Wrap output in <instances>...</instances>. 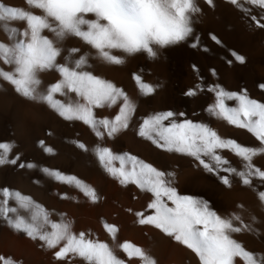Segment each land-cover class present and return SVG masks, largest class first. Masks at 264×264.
Masks as SVG:
<instances>
[{"label":"snow or ice","instance_id":"obj_1","mask_svg":"<svg viewBox=\"0 0 264 264\" xmlns=\"http://www.w3.org/2000/svg\"><path fill=\"white\" fill-rule=\"evenodd\" d=\"M226 2L240 12L243 19L251 21L250 28L264 29V0ZM204 3L214 6L213 0H204ZM24 4L26 7L21 8L5 5L0 0V25L9 41L7 44L0 41V64L4 66L0 68V80L11 85L24 100L47 106L64 121L83 123L97 140L102 135L111 139L126 130L134 118L136 105L120 87L87 70L91 68L90 56L109 66L123 65L125 58L137 54L154 60L158 56L157 49L194 37L192 17L201 12L195 0H24ZM252 9H259V15L252 14ZM15 23L24 27L18 29ZM45 32L50 33V37L44 35ZM69 37L78 39L95 54L77 47L65 48ZM211 39L220 44L214 35ZM191 46L197 47L195 43ZM62 53H65L63 63L58 60ZM231 56L236 63H245L243 56L235 52ZM50 71H54L58 79L42 89L41 75ZM132 79L140 96H149L155 91V87L145 83L139 75L133 74ZM258 87L264 91V83ZM208 90L215 94V103L207 109L209 114L246 130L258 142V147L221 138L204 123L177 120V113L173 111H159L142 118L136 135L163 152L191 158L195 162L193 167L215 176L226 189L232 187L231 176L249 189L254 190L253 179L264 185V170L253 164L254 157L264 155V103L250 99L243 90L240 94L226 92L219 86H209ZM69 94H74L75 100ZM195 94L192 89L185 93L189 97ZM56 96L69 98L64 102ZM225 100H234L236 106H227ZM118 101V111L111 120L95 116L94 109L112 108ZM179 116L183 117L184 113ZM15 146L14 142H0V166L37 168L30 161L21 162L19 153L10 156ZM38 147L46 155L54 154L43 141L38 142ZM74 147L85 153L89 151L81 142H74ZM90 151L103 171L122 187L132 185L150 194L151 201L147 204L150 214L136 212V223L149 226L188 249L198 264H235L237 259L241 264H264V254L246 250L233 238V234L258 235L254 225L259 221L249 212V222H245L242 213L246 210L242 204L235 206L239 211L221 216L208 200L179 194L172 171L159 170L128 153L116 155L107 147L95 146ZM221 151H227L241 162L239 170L230 165ZM39 171L43 177L75 189L92 203L98 199L96 192L74 175L48 167H40ZM256 196L260 211L264 212V191L256 190ZM21 211L26 215H21ZM0 221L5 222L11 232L39 241L43 248L52 250L61 264L71 257L80 258L83 264H125L108 244L87 239L84 233L73 235L71 224L64 222L63 215L60 222L50 221L49 213L41 205L8 187H0ZM103 227L109 236H114L115 227L109 224ZM57 246H60L58 250ZM119 247L128 259L155 264L139 247L130 243ZM0 264L14 262L0 256Z\"/></svg>","mask_w":264,"mask_h":264},{"label":"bare ground","instance_id":"obj_2","mask_svg":"<svg viewBox=\"0 0 264 264\" xmlns=\"http://www.w3.org/2000/svg\"><path fill=\"white\" fill-rule=\"evenodd\" d=\"M2 2L5 5L26 7L24 0H2ZM195 3L201 12L192 17L194 37L175 46L157 49L156 59L149 60L145 55L137 54L125 58L123 65L109 66L90 56L91 68L87 70L120 87L136 105L134 118L130 121L129 127L111 139L102 135L101 139L97 140L93 132L83 123L64 121L47 106L24 100L14 92L11 85L0 80V142H14L16 146L12 150L25 149L35 151L36 154H44L38 147L39 141L51 147L54 153L51 156V168L56 169L63 162L73 164L69 175L80 178L96 192L98 199L95 203L91 202L92 207L98 217L100 214V222H104V214L108 211L110 225L118 232L117 242L119 244L135 242L141 245L143 243L147 254L154 260L156 257L160 258L161 264H198V260L188 249L163 237L157 230L149 226H140L136 221L132 223L128 221V218L135 216L136 212L148 213L143 201L145 199L142 196L144 192L132 185L122 187L103 171L90 150L95 146L107 147L116 155L128 153L156 167V160L150 152L154 146L137 136L136 132L142 118L159 111H173L177 113V120L188 119L194 123H204L216 131L221 138L234 139L244 146H259L255 138L246 130L228 125L219 117L210 115L207 109L215 103V94L208 90L209 86L213 88L219 86L226 92L237 94L243 90L250 99L264 103V91L258 87L260 83H264V29H257L255 26L250 28L251 21L243 19L241 13L226 0H213V7L205 4L204 0H195ZM251 11L256 16L260 12L259 9ZM14 26L18 29L24 27L20 23H15ZM44 35L50 37L51 34L45 32ZM213 35L220 41V44H216L211 39ZM0 41L6 44L9 42L5 38L2 25H0ZM192 43H195L197 47H192ZM64 47H77L92 55L95 54L94 50L72 37L65 41ZM232 52L243 56L245 63L242 65L236 63L232 59ZM64 54L62 53L58 58L61 63H63ZM114 54L120 55L119 53ZM3 67L0 64V68ZM133 74L139 75L145 83L153 85L155 87L153 94L140 96L132 79ZM41 79L43 81L41 88L45 89L48 84L56 82L58 76L54 71H50L43 73ZM189 89L194 90L196 94L192 97L186 96L185 93ZM69 97L75 100L74 94H69ZM69 97L56 96L55 98L66 102ZM119 103L118 101L112 108L105 106L94 109V114L97 118L111 120L118 111ZM225 104L229 107L236 106L234 100H225ZM179 113H184V116L180 117ZM12 119L13 123H11ZM14 124L16 139L11 140L8 138V132ZM101 132H103L102 129ZM74 142L84 143L89 151L85 153L76 149ZM159 153L160 163L167 160L169 165H159V168H156L174 172L175 178H178L174 186L179 194L194 195L208 200L212 209L221 216L239 211L235 207L237 204H242L246 210L242 213L245 222H249V212L254 214L259 221L254 225L258 235L233 234V238L240 242L246 250L264 254V212L260 211L256 196V190L264 191V185L259 180L253 179V190L242 186L235 176H231L229 178L232 181V187L226 189L219 184L215 176L193 167L195 162L191 158L178 154L174 156L162 150H159ZM220 154L230 162L231 166L239 170L241 162L237 158L227 151H221ZM253 164L264 170V155L254 157ZM219 174L227 175L226 173ZM20 183L21 190H19L20 192L23 190L21 193L24 195L41 197L46 194V197L49 196L44 201L54 203L48 206V210L51 211L50 221L60 222V216L64 217L61 209L65 202L58 196L63 194L64 190L63 192L58 189L55 191L52 188L46 193L41 190L43 188L39 190L38 186H34V190L28 178H24ZM66 192L69 191L66 189ZM145 203H147L146 200ZM19 236L11 232L6 224L2 227L0 230L1 256L11 258L14 262L13 244L19 240ZM102 242L108 244L111 249L108 234L104 235ZM32 243L39 253H51L52 251L43 248L39 241H32ZM38 259L32 261L31 264H41ZM235 264H241V262L237 259Z\"/></svg>","mask_w":264,"mask_h":264},{"label":"rangeland","instance_id":"obj_3","mask_svg":"<svg viewBox=\"0 0 264 264\" xmlns=\"http://www.w3.org/2000/svg\"><path fill=\"white\" fill-rule=\"evenodd\" d=\"M11 123H13V119L11 120ZM8 135H9L8 136L9 139H11V140L16 139L15 124L13 125V127H11L10 131L8 132ZM159 150L160 149H155V147L153 149H150V152L153 154V157L156 160V163H155L156 167L159 168V165L168 166L169 163L167 160H165L166 162L163 161L162 164L160 163L161 158H160ZM17 153H19L21 162L30 161V162L34 163L35 165H37V168L32 169V170H28V169H21L18 166H12V165L0 166V187H8L12 190H16V191L20 192V190H21L20 189L21 188L20 182H23L24 178H28V181L31 184H33L32 189H34V190H35L34 186L35 187L38 186L37 188H39V190L41 188H43L41 190H44L43 192H46V193L50 192V190H52V188H54L55 191H57V189H58L59 191L63 192V190H64L63 194H60L58 197L59 198H61V196L68 197L66 199H63L65 204L63 205V208L61 210L64 214L65 223L71 224L70 230L73 233V235H79L80 233H84L85 237L87 239H92V240H96L98 242H102L104 235L107 234L104 230L103 225L104 224L110 225V215H109L108 211H106L104 214V222H100L99 221L100 214L98 217V214L94 211V209L92 207V203L90 201H88L82 194L77 192L75 189L68 188L67 186H65L66 187L65 188L64 185H60L56 182H53V181L43 177L39 171V168L40 167L51 168L52 167L51 166V156L52 155H46L45 153L44 154L43 153H41V154L37 153L36 154L35 151H29V150H25V149H17V150L15 149V150H12V152L10 153V156H15ZM173 155L176 156V154H173ZM184 163L185 162H183V164ZM71 165H73V164L72 163L67 164L66 162H63L60 165H58L56 170H59L65 174H69V172H70L69 170H71V167H72ZM51 169H53V168H51ZM177 180H178V178H175V181H177ZM58 185H60V186H58ZM66 189L69 192H66ZM21 192H23V190ZM35 196H37V195H34V197ZM142 196L147 201V203H145V200H143L144 204H146V207H147V204L151 201V197L145 192ZM34 197L32 196L30 198L34 202L40 204L49 213V220H51V216H50L51 211L48 210V206L49 205L51 206L54 203L53 202L48 203L47 201H44V199L48 198L49 196L46 197V194H44L41 197L40 196L39 197L37 196L35 198ZM143 201H141V202L143 203ZM139 202H140V200H139ZM10 204H11V202H10ZM75 208H77V209H75ZM65 209H66V211H65ZM20 214L26 215V213L23 211H21ZM147 214H150V213L148 212ZM128 221L130 223L135 222L136 217L132 216V217L128 218ZM2 222L0 221V230L6 224L5 222L2 224ZM18 236L20 237L19 238L20 241L17 240L14 243L15 245L13 244V251H12V256H13L12 258L14 259V262H16L15 264H31L35 260H37L38 258H39L38 261L41 264H61V262H58L54 258L52 251H51V253H49V252H43V254H42V252L39 253L36 250V247L34 246L32 241H30V239L24 237L23 234H18ZM117 240H118V232H115L114 236H110L111 250L115 254H117V256H119L118 258H120L121 260H124L125 264H140L139 260H137L135 258L128 259L124 255V253L121 251V249L119 247V245H121V244H119V242H117ZM0 243H2V242L0 241ZM0 245H1L0 247H2V244H0ZM132 245L135 247L140 246L139 248L141 250L143 249L142 251L147 254L146 246L143 243L141 245V243L139 244V243L134 242V243H132ZM60 246H62V245H60ZM60 246H57L56 250H58V248ZM0 250H1L0 251L1 252L0 256H1L2 248H0ZM33 250H35V251H33ZM36 251L38 252L39 255L37 254ZM35 257H36V259H35ZM154 261H155V264H161L160 258L158 259L156 257V260H154ZM63 264H83V261L78 257H71L70 259L65 260L63 262Z\"/></svg>","mask_w":264,"mask_h":264}]
</instances>
